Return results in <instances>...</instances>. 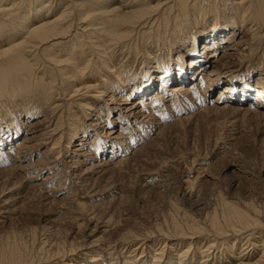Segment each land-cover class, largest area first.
I'll list each match as a JSON object with an SVG mask.
<instances>
[{"label":"bare ground","instance_id":"6f19581e","mask_svg":"<svg viewBox=\"0 0 264 264\" xmlns=\"http://www.w3.org/2000/svg\"><path fill=\"white\" fill-rule=\"evenodd\" d=\"M215 88L218 97L207 104ZM69 95L78 104L72 100L57 114L52 133L43 134L50 140L45 153L33 161L30 154L22 166L61 168L57 182L70 190L82 180L71 166L88 162V152L99 149L106 162L129 156L121 159L126 163L157 142L169 129L168 118L202 103L224 115L251 104L264 117V0H0V160H23L19 154L37 142L28 135L35 120ZM24 114L29 124L20 120ZM65 131L75 143L70 161L61 153L69 147L62 145ZM48 152L55 160L44 157ZM29 175L33 179L37 171ZM187 185L193 197L194 181ZM77 200L74 208L85 210ZM254 202L222 194L211 211L197 213L174 203L175 215L156 230L159 240L147 243L126 233L117 241L103 230L84 252L77 237L65 247L49 236L37 244L34 232L30 241L13 233L0 238V264H34L39 255L38 261L69 256L65 264H264V204ZM238 239L246 243L237 247ZM146 253H152L151 263Z\"/></svg>","mask_w":264,"mask_h":264},{"label":"rangeland","instance_id":"374dc122","mask_svg":"<svg viewBox=\"0 0 264 264\" xmlns=\"http://www.w3.org/2000/svg\"><path fill=\"white\" fill-rule=\"evenodd\" d=\"M223 86L224 84L219 85V87ZM217 88L206 99L207 104L208 99L214 100L218 97ZM69 96L59 100L56 98L51 108L47 109L48 112L55 111L47 116L42 114L35 120L38 125L28 132V135L34 134L37 142L30 152L19 154L24 157L23 160L13 163H4L0 160V206L5 207L0 213V238L3 240L14 233L21 234L25 240L30 241L31 233L34 232L35 238H38L37 244L49 236L58 244L65 243L66 247L77 237L78 240L75 242H83L85 249L81 248L80 252H84L88 246L91 247L93 240L101 237L103 230H110L113 233V240L117 241L125 238L126 233H133L138 238L147 240V243L157 238L159 240L161 236H158L156 230L158 226L165 227L169 216L175 215L174 203H177V207L192 209L193 213L207 207L211 211L216 206L219 195L223 194L229 200L242 203L255 201L254 203L263 206L264 117H257L253 110L254 106L249 107L251 104L248 106L250 111L245 106L244 110L242 108L237 113L231 112L224 115L202 103L193 110L194 112H186L187 114L184 113L179 117L169 116L170 118L165 121L170 125L169 129H166L154 144L149 143L151 142L149 139L156 137L157 132L150 134L149 139L142 144L147 145L149 141L148 151L136 153L126 163L122 160L125 161L124 158L128 159L129 156L124 157L119 154L117 158L106 162L109 159L102 157L99 149L88 152L90 153L88 162L71 166L72 170L82 178L78 190L73 188L70 190L66 183L57 182L56 178L61 168L57 169L58 172L56 169L49 172L48 166L42 165L40 171L35 170L36 177L29 179V174L35 171L26 170L23 166L27 165L30 154L33 161L45 153L46 145L50 140L48 136L46 139L43 137L44 132L52 133L53 127L50 126L57 121V114L63 111L64 107L66 109L72 100L75 101V105L78 104L76 97L73 99ZM135 100L137 97L130 102ZM106 102L108 103V100ZM109 105L115 106V104ZM184 117L183 124H178L177 119ZM25 119V114L20 117L22 121ZM23 122L29 124L26 120ZM25 128L22 130L24 131ZM64 129L61 128L60 131ZM64 133L62 145L68 144L69 147L62 149L61 153L66 154V159L70 161L69 157L75 143L68 140L69 133L66 131ZM25 135L27 132H24ZM58 137L59 134L55 138ZM44 157L48 161L55 160V155L51 152L46 153ZM66 159L59 158L57 161L64 165ZM90 162L92 163L89 164ZM11 167L16 168L14 172ZM164 174L165 177H163ZM46 177L47 180H45ZM3 180L8 183L4 184ZM188 180L194 181L195 184L193 197L189 193L190 188L193 187L187 185ZM28 185H30L29 188ZM34 185L36 188L33 189ZM44 188L46 190H43ZM47 189L52 192H47ZM69 195L75 198L72 197V199ZM76 199H78L77 202H84L87 208L76 210L74 208ZM262 235L264 238V229H262ZM245 243L246 241L238 239L236 246L241 247ZM258 249L256 253L261 254V247ZM146 254L148 263L149 261L151 263L152 253ZM257 254H254L255 257ZM40 257L41 255L35 257L37 260L34 264H63L70 259L69 256H67L68 260L66 256L62 259L53 256V258L38 261Z\"/></svg>","mask_w":264,"mask_h":264}]
</instances>
